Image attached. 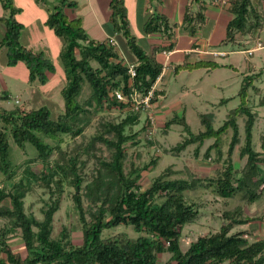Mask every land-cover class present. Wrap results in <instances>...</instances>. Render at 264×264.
Segmentation results:
<instances>
[{"label": "trees", "instance_id": "16d2710c", "mask_svg": "<svg viewBox=\"0 0 264 264\" xmlns=\"http://www.w3.org/2000/svg\"><path fill=\"white\" fill-rule=\"evenodd\" d=\"M214 1V0H212ZM230 20L225 27V36L220 45H240L248 34L256 35L261 28L257 18L258 8L254 0H226ZM258 2L264 3V0ZM196 5V10L190 8ZM73 0H60L49 13L44 24L57 37L64 39L60 58L64 66L66 84L60 90L63 99V112L56 118L50 109L42 105L38 108L12 109L0 108V173L8 180L12 178V164L9 152V137L19 146L32 145L37 159L46 164L45 170L37 175L29 167L27 177L14 182L10 189L0 187V217L12 222L10 228L0 230V264H264V239L249 241L244 237L248 231H232L234 225H243L250 221L242 217L241 211H224L219 229L213 233L199 236L185 251L180 247L182 228L192 223L199 214L198 207L188 202L185 191L198 187L209 189L215 195L230 198L238 195L242 200L254 202L264 195V154L254 148L252 130L256 118L255 111L247 104L248 89L253 87L254 76L245 75L239 89L240 104L232 109L227 118L218 127H214L209 118L200 114L204 129L198 133L191 130L184 115L172 116L165 126L178 124L186 134L173 150L180 152L188 145L196 144L195 156L205 140L213 139L206 148L203 158L211 159L220 165L221 170L214 176L200 177L187 169L188 177H176L180 170L171 166L160 172L144 190H140L139 170L130 167L125 170L127 141L135 139L132 127L140 122L141 110H132L128 104L118 100L114 91L127 93L132 88L145 92L162 72L163 65L156 61L136 42L131 34L125 0H110V20L112 33L124 38L128 53L135 59V76L130 77L128 64L112 46L105 41L89 39L79 18H68L65 8H74ZM8 11L5 33L1 44L6 47V64L15 66L22 62L27 69V81L40 85L47 83L55 72V66L44 53L25 47L20 41L22 24L16 20L17 9L10 0H3ZM203 1L188 0L185 6L182 25L191 35L197 33L205 22L202 12ZM264 21V15H262ZM168 19L159 12L148 14L142 24L145 34L167 32L171 29ZM91 62L97 63L94 67ZM214 60H198L194 63H182L174 66V72L182 68L216 67ZM162 79V78H161ZM87 83L91 90L87 104L77 101L82 86ZM161 82V80H160ZM159 82V83H160ZM162 91L155 92V103ZM9 92L0 91V100H8ZM95 101L97 107L125 110L119 121L100 123V130L93 142L104 143L110 151L108 158L99 160L90 181L82 186V170L85 161L76 154L54 160L50 166L49 158L54 147L46 143L41 135L61 140V135L71 138L80 135L88 123V109ZM264 104V101H261ZM238 116L245 117L243 144L239 157H245V163L236 170L232 161V152L239 142ZM143 128L148 125L144 119ZM231 130V139L223 158L221 136ZM264 148V134L262 136ZM88 151V150H86ZM214 151L213 156H211ZM150 164H156L151 161ZM145 168H148L147 165ZM29 177L40 180L49 192V202L42 211V217L28 215L24 210V197ZM74 186L72 199L80 224L81 241L75 244L69 233L63 229L57 237H52L53 216L59 209L64 184ZM84 189L81 193L79 190ZM89 202L87 208L83 198ZM95 209L91 210L90 207ZM87 212L90 218L87 219ZM119 225H130L143 233L136 238L124 232L105 237L104 231ZM19 228L25 255L14 252L8 241V232ZM169 253L170 257L161 262L159 255Z\"/></svg>", "mask_w": 264, "mask_h": 264}, {"label": "rangeland", "instance_id": "374dc122", "mask_svg": "<svg viewBox=\"0 0 264 264\" xmlns=\"http://www.w3.org/2000/svg\"><path fill=\"white\" fill-rule=\"evenodd\" d=\"M184 1L173 0L164 1V3L172 11L173 9L176 10L179 8L182 10ZM202 1L208 3L210 0ZM258 1L254 0V4L258 8L257 12L259 16L256 18L253 14L251 15V20L258 19L260 21V30L254 36L248 34L243 38V43L240 45L211 47L226 52V56L212 58L218 64L216 67L182 68L177 73L166 70V74L159 83V87L162 88L163 92L153 104L152 108V113L155 117L153 132L149 134L143 128L146 114L142 113L140 122L132 127V131L136 133L135 139L137 143L134 144L132 140H129L125 144V170L128 171L130 167L139 170L140 190L147 188L151 181L168 166H171L173 170H180L179 174L174 175L176 177H188L187 169L200 177L217 175V172L222 167L215 164L211 159L203 158L206 148L212 143L213 139L204 141L199 148L197 156L194 154L196 144L188 145L186 149L176 152L173 150V147L186 134L181 125L172 124L167 127L165 123L174 115H184L192 132L198 133L204 129L200 118V114H203L209 118L214 127H218L227 118L228 113L240 104L239 89L241 87V81L245 75L249 74L255 75L253 80L254 86L248 89L247 95V104L256 113L252 130V140L254 148L264 154V148L261 145L264 134V104H261V101H264V21L262 20L264 3L260 4ZM78 5L81 24L84 27L87 37L95 41L98 40L96 30L99 31V28L97 24L90 20L88 13L85 11L86 9L81 5L80 1ZM209 10L211 8L207 7L206 14L209 20L205 28H208L213 22V17L210 15ZM223 15L229 17L228 12ZM68 16L76 18L71 16L69 11ZM132 32L138 42H141L143 32L140 26L132 28ZM56 41L61 46L58 47L59 49L54 46L50 53H48L49 59L55 66V72L48 74L49 79L44 85H40L35 81H20L25 71H27L26 68L20 67L22 70L20 72L19 68L8 70L7 67L9 66H4L5 68L2 72L3 79L9 84L10 97L8 100H0V108L12 109L14 107H20L26 110L45 105L50 109L53 118H56L63 112L64 105L60 90L66 84V78L58 50L63 48L64 39L58 37ZM257 42H260L263 47L256 48L251 55H247L245 50L255 48ZM121 57L125 62L131 63L128 59L127 49L123 50ZM91 63L94 67H97V63ZM91 93L90 86L85 82L77 97V101L82 104H87ZM16 100H18V103L15 102ZM86 108L89 111L87 115L88 123L80 135L74 138H71L69 135H61L60 141H58V138L52 139L41 135L46 143L55 148L49 158L48 167L56 159L62 162L63 158L74 155L77 151H81L79 159L85 161L82 170V186L90 181L95 167L99 165V160L108 158L110 154V151L104 143L98 140L93 142L94 136L100 130V123L109 120L119 121L125 114V110L97 107L95 101H92L91 105H86ZM158 109H161L160 114H157ZM237 122L239 126V142L233 149L232 161L235 169L240 170L246 159L245 157H239V149L243 144L245 117L238 116ZM231 134V130H228L227 133L221 136L223 158L226 155ZM9 147L12 164L11 170L13 172L12 178L8 180L0 173V187L7 190L11 188L14 182L27 177V167L37 175H40L46 167V164H42L37 159V152L29 143H26L24 147H19L9 137ZM213 153L214 151H212L211 156H213ZM151 161H156V164H150ZM146 165L148 168H145ZM28 180L26 186L27 191L24 197V210L28 215L41 218L43 215L42 211L49 202V192L40 180H35L31 177ZM73 191V185L68 183L64 184L59 209L53 216L52 237H57L65 229L69 233L72 241L78 244L81 241V232L77 212L73 205ZM83 191L84 189L79 190L81 193ZM185 196L188 202L194 203L198 207L199 214L192 223L186 224L182 228L180 238L182 251H185L189 244L199 236L217 231L221 225L222 213L224 211L239 210L241 211L242 217L250 219L246 224L234 225L232 231L238 229L248 231L244 235H246V239L250 242L256 239H264V195L254 202H247L242 200L238 195L223 198L213 194L209 189L198 187L185 191ZM83 202L88 208L89 202L85 197L83 198ZM90 209L93 210L95 208L92 206ZM89 218L90 214L87 212V219ZM11 226L12 222L8 218L0 217V230L5 227L10 228ZM119 232H124L133 238L143 234L135 231L130 225H119L105 230L103 235L108 237ZM7 236L12 250L25 255L26 251L21 242L19 228H15L14 231H9ZM169 257L170 254L167 252L159 255L161 262H165ZM222 264H229V262L226 261Z\"/></svg>", "mask_w": 264, "mask_h": 264}, {"label": "crops", "instance_id": "0c3cea01", "mask_svg": "<svg viewBox=\"0 0 264 264\" xmlns=\"http://www.w3.org/2000/svg\"><path fill=\"white\" fill-rule=\"evenodd\" d=\"M10 1L11 4L17 9L15 14L16 20L22 24V30L20 34L21 43L25 47L32 49L35 52H43L45 57L50 58L48 53H50L51 49L54 46L58 48L61 46V44L56 41L58 37L53 34L52 30L49 29L44 24V22L48 14L52 11L53 7L57 5L60 0ZM73 1L76 2V6L74 8H65V14L68 18H71L68 16L69 11L71 16L79 18L81 22L78 5V2L80 1L81 5L86 9L85 11L88 13L90 20L95 22L99 28V31L96 30L99 38L98 41H105L108 36H114L120 43L121 54L123 53V50L127 49L124 38H122L118 33H112V24L109 22L111 13L109 8L110 0ZM164 1L173 0H125L127 20L130 32L133 36L134 34L132 32V28L135 26H140V29L143 32L142 24L145 20V17L151 13L159 12L164 14L168 19L169 25L172 26L167 32L154 34H145L143 32V39L141 42H138V40L135 38L136 42L146 51V53L154 56L156 61L160 62L162 65L166 63L168 66L167 70H171L173 73H176L173 70L174 66L185 62L194 63L198 60L212 59L213 56H211L210 52L223 51L215 48L213 49L211 47L222 46L220 45V42L225 36V27L231 18V14L227 9L228 3L223 5L221 2L214 3L212 0H210L208 3L203 1L202 12L205 15V22L198 29L196 34L191 35L189 30L182 25L185 6L188 4V0L184 1L182 10L180 8L176 10L173 9V13L170 11L171 9L168 8ZM207 7L211 8L209 11L210 15L213 17V22L208 28H205L209 20V17L206 14ZM190 10H196V5H193ZM226 12L229 13V17L223 15ZM8 15V11L3 7V0H0V91L6 90L9 92V84L3 79L2 73L5 68L4 66H7L5 55L6 47L1 44L5 33L6 18ZM58 51V53H60L61 50ZM128 59L131 62L135 58L130 53H128ZM20 67L26 68L22 62L7 68L8 70L19 68V71L22 72ZM165 74L166 71L162 74V79ZM20 81L27 82V71H25V74ZM160 110L161 109L157 110V114L161 113Z\"/></svg>", "mask_w": 264, "mask_h": 264}, {"label": "built area", "instance_id": "2783aa9c", "mask_svg": "<svg viewBox=\"0 0 264 264\" xmlns=\"http://www.w3.org/2000/svg\"><path fill=\"white\" fill-rule=\"evenodd\" d=\"M214 3L221 2L223 5L227 3L226 0H214ZM106 44L112 46L114 49L118 51V53L121 55V49H120V43L114 36H108L105 40ZM263 45L260 42H257L256 47L252 49H246L245 52L247 55H251L253 51L256 48H261ZM211 56L213 57H219V56H225L226 52L223 51H212L210 52ZM128 64V73L130 77L135 76V64L133 63H127ZM168 69V66L166 63L163 64L162 67V72L161 74L157 77L156 81L153 83V85L145 92L138 91L134 88H132L130 91L127 93H124L122 90H116L114 91V95L116 98L126 104L130 107L132 110H141L146 114V121L148 125L147 132L150 134L154 130V122H155V117L152 113V108H153V102L152 99L155 96V92L162 91V88L159 87V82L162 78V74ZM18 103V100L15 101ZM246 238V235H244Z\"/></svg>", "mask_w": 264, "mask_h": 264}]
</instances>
